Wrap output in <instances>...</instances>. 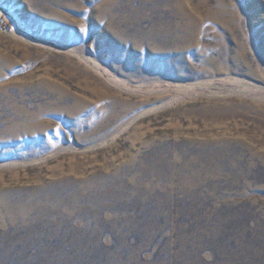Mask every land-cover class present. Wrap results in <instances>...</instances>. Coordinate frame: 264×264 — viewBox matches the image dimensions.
I'll use <instances>...</instances> for the list:
<instances>
[{"label": "rangeland", "instance_id": "rangeland-1", "mask_svg": "<svg viewBox=\"0 0 264 264\" xmlns=\"http://www.w3.org/2000/svg\"><path fill=\"white\" fill-rule=\"evenodd\" d=\"M0 264H264V0H0Z\"/></svg>", "mask_w": 264, "mask_h": 264}]
</instances>
